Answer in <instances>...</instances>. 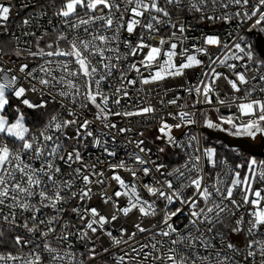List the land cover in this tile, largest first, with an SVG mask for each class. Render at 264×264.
Listing matches in <instances>:
<instances>
[{"label": "snow or ice", "instance_id": "1", "mask_svg": "<svg viewBox=\"0 0 264 264\" xmlns=\"http://www.w3.org/2000/svg\"><path fill=\"white\" fill-rule=\"evenodd\" d=\"M257 33L264 0H0V264H264V159L204 135L264 147Z\"/></svg>", "mask_w": 264, "mask_h": 264}, {"label": "water", "instance_id": "2", "mask_svg": "<svg viewBox=\"0 0 264 264\" xmlns=\"http://www.w3.org/2000/svg\"><path fill=\"white\" fill-rule=\"evenodd\" d=\"M259 43L261 47H264V37L261 34H257L255 44ZM204 133L210 137L214 138L220 141H223L224 143L231 142L234 145H239L240 149L247 155H255L256 158H263L264 159V147L259 146L258 143H253L251 140L245 139V138H234L226 133L222 132H215L212 130H205ZM249 145H252V148L249 149Z\"/></svg>", "mask_w": 264, "mask_h": 264}, {"label": "rangeland", "instance_id": "3", "mask_svg": "<svg viewBox=\"0 0 264 264\" xmlns=\"http://www.w3.org/2000/svg\"><path fill=\"white\" fill-rule=\"evenodd\" d=\"M204 135L208 138V136H207L206 134H204ZM209 138H210V137H209ZM209 138H208V139H209ZM210 141H211V142H210L211 144H217V142L220 141V140H217V139H214V138H210ZM220 142H223V141H220ZM252 142H253V141H252ZM223 143H224V142H223ZM253 143H258V141H257V142H253ZM240 151H241V153H242V158H243V157L251 156V155H247V154H245L241 149H240ZM230 154H231L232 156L235 155V153H230ZM257 159L259 160V159H263V158H257ZM237 162H239V161H237Z\"/></svg>", "mask_w": 264, "mask_h": 264}, {"label": "built area", "instance_id": "4", "mask_svg": "<svg viewBox=\"0 0 264 264\" xmlns=\"http://www.w3.org/2000/svg\"><path fill=\"white\" fill-rule=\"evenodd\" d=\"M258 34V33H257ZM257 34H255V35H253V36H251L249 39H250V42H252L253 44H255V41H256V37H257ZM263 37H264V34H261ZM212 131H215V132H219V131H217V130H212ZM177 135H180V133L178 132V133H176ZM205 134V133H204ZM209 138V137H208ZM209 140V142H211L210 141V138L208 139Z\"/></svg>", "mask_w": 264, "mask_h": 264}, {"label": "trees", "instance_id": "5", "mask_svg": "<svg viewBox=\"0 0 264 264\" xmlns=\"http://www.w3.org/2000/svg\"><path fill=\"white\" fill-rule=\"evenodd\" d=\"M221 154L224 155V152L222 151ZM230 155H231V154H230Z\"/></svg>", "mask_w": 264, "mask_h": 264}]
</instances>
